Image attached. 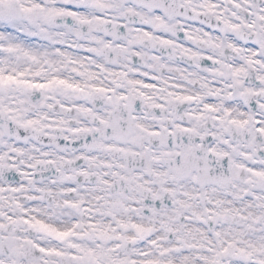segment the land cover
Listing matches in <instances>:
<instances>
[{
    "label": "snow or ice",
    "instance_id": "1",
    "mask_svg": "<svg viewBox=\"0 0 264 264\" xmlns=\"http://www.w3.org/2000/svg\"><path fill=\"white\" fill-rule=\"evenodd\" d=\"M0 264H264V0H0Z\"/></svg>",
    "mask_w": 264,
    "mask_h": 264
}]
</instances>
